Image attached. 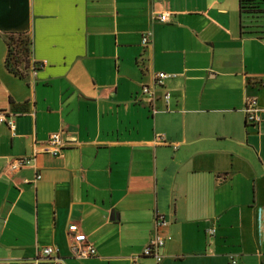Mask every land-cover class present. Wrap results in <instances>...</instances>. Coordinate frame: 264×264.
Wrapping results in <instances>:
<instances>
[{
    "label": "crops",
    "instance_id": "obj_1",
    "mask_svg": "<svg viewBox=\"0 0 264 264\" xmlns=\"http://www.w3.org/2000/svg\"><path fill=\"white\" fill-rule=\"evenodd\" d=\"M241 20L240 0H0V110L15 122L0 121V264L48 245L63 264H264V28ZM12 32L31 39L24 76L6 64ZM159 71L172 98L154 112L142 88ZM57 131L62 154L11 168ZM156 212L170 221L159 261L143 254ZM71 223L95 255H74Z\"/></svg>",
    "mask_w": 264,
    "mask_h": 264
},
{
    "label": "built area",
    "instance_id": "obj_2",
    "mask_svg": "<svg viewBox=\"0 0 264 264\" xmlns=\"http://www.w3.org/2000/svg\"><path fill=\"white\" fill-rule=\"evenodd\" d=\"M160 21H166L168 19V13L164 12L157 16ZM151 32H148L143 35L142 42L143 44H147L150 41ZM169 74L165 71L155 72L153 76V81L150 84H144L142 88V92L150 99L151 107L154 112L158 111V107L154 105V103L158 99H164L166 102V107L169 109V103L172 98V92L169 88H167L165 83V78ZM162 89L161 92L158 90ZM257 99L256 97H249L245 106L246 120L247 122H257L260 120V117L257 115ZM9 114H11L9 112ZM0 121L6 122L11 129L15 128L14 119L11 116H8V113L0 110ZM158 139L163 141L164 143H169L164 133H158L156 135ZM176 148L178 146L177 143H171ZM65 147V143L63 140V131L53 132L48 140L42 146L35 149V151L31 155L21 156L15 158L11 161L10 166L13 169H18L23 166H26L33 161L36 160L37 154L39 152H48L53 155L62 154L63 148ZM41 178V174L38 173L34 178L33 182H36ZM262 220V219H261ZM170 221L163 215L158 212L155 214V218L153 221V226L151 229V239L145 246L143 250L144 255H149L155 257L158 261L161 259L160 249L164 246L166 238L168 237L165 234V228L169 225ZM77 225L75 223H71L69 225V235L71 237L72 244L74 246L75 252L74 255L79 258H85L97 253L96 247L93 243L89 242L87 235L84 232L76 231ZM215 230L212 229L209 232L213 233ZM261 246L263 245V227L261 228ZM45 260H51L55 264H63V257L60 256L58 248L48 245L39 251V253L32 259L27 261H17L15 264H42ZM233 263H236V260L233 259ZM132 264H140L138 261L133 260Z\"/></svg>",
    "mask_w": 264,
    "mask_h": 264
},
{
    "label": "trees",
    "instance_id": "obj_3",
    "mask_svg": "<svg viewBox=\"0 0 264 264\" xmlns=\"http://www.w3.org/2000/svg\"><path fill=\"white\" fill-rule=\"evenodd\" d=\"M240 9L242 13V20H241V28H242V33L243 34H261L263 32L264 28V23H262V18H263V13H264V0H240ZM14 33H23V32H12L10 35ZM25 34V33H23ZM27 35V34H26ZM7 43L9 46L8 49V54L6 57V64L8 68L21 75L24 76V71L16 69L12 64H11V55L16 56L17 58L15 59L18 61V55L17 52H12L11 50V44L8 41V36H7ZM26 52L25 55L21 57V60L25 63L24 67H29L30 65V50H31V39L28 36V46L25 47L24 49ZM38 64L35 63V67H37Z\"/></svg>",
    "mask_w": 264,
    "mask_h": 264
},
{
    "label": "rangeland",
    "instance_id": "obj_4",
    "mask_svg": "<svg viewBox=\"0 0 264 264\" xmlns=\"http://www.w3.org/2000/svg\"><path fill=\"white\" fill-rule=\"evenodd\" d=\"M8 41L11 44V50L12 52H17L18 57V61H16L15 59L17 58L16 56H12L11 55V64L19 70H26L27 68L24 67L25 63L21 60V57L23 55H25L26 51L24 50L25 47L28 46V35L23 34V33H14L12 35H8Z\"/></svg>",
    "mask_w": 264,
    "mask_h": 264
}]
</instances>
